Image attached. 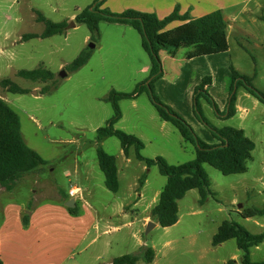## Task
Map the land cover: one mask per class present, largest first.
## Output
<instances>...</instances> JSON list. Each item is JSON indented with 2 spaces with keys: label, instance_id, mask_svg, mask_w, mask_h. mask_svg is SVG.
Instances as JSON below:
<instances>
[{
  "label": "rangeland",
  "instance_id": "1",
  "mask_svg": "<svg viewBox=\"0 0 264 264\" xmlns=\"http://www.w3.org/2000/svg\"><path fill=\"white\" fill-rule=\"evenodd\" d=\"M94 1L0 0V80L9 79L28 91L12 94L0 88V97L18 115L25 144L47 162L38 172L26 174L19 181L14 202L23 203L35 191L33 195L39 203L52 204L55 201L48 196L51 187L66 195L71 187L78 188L75 198L78 207L82 202L80 197L85 196V201L92 207L90 211H95L94 218L100 220V232L107 231L106 235L101 234V240L112 243L108 254L100 260L96 259L101 251L100 242L89 246L79 257L74 255L79 262L86 256L85 264H100L126 254L139 255L146 248H151L155 254L151 264H226L229 260L240 264L242 252L234 239L216 247L211 246V240L224 221L237 223L250 234L264 231V216L244 219L239 215L243 208H264V106L260 102L254 104L256 99L249 94V97H242L246 92L235 87V115L226 119L225 113L221 112L226 110L229 96L224 97L223 89L229 83L225 74L228 69L231 74L233 67L250 79L249 74L256 73L257 77L251 79V83L264 94V51L259 48L264 46V22H246L255 30L259 46L254 45L255 40L245 42L247 39L234 29L230 53L219 57L230 61L227 59L230 56V63L225 68L220 60L213 65L215 69L220 66L215 73L217 83L210 92L216 109L203 97H200L201 106L199 104L209 124L216 128H241L254 142L247 172L224 176L205 164L203 168L214 196H209L200 205L198 191L187 192L177 204L179 222L168 228L157 226L146 233L148 222L145 217L151 218L150 208L157 203L166 178L159 174L156 166L147 168L137 161L133 148L127 160L117 138L96 139V130L104 127L113 115L112 105L107 100L110 92L132 93L149 76L150 58L141 46L140 35L129 25L101 20L96 35L85 24H80L50 38L21 39L25 34L43 31L44 25L37 22L35 11L53 23L71 22ZM258 16L264 17V10ZM90 45L94 48L88 49ZM240 45L246 47V52L239 48ZM84 52H88L87 63L70 71L71 62ZM146 65L148 68L143 69ZM39 67L51 72L52 78L40 83L16 75L19 70ZM174 68L175 72L167 67L162 69L165 75L174 76L177 66ZM63 71L67 76L61 78ZM157 80L153 84L154 93L166 105L157 92ZM162 87L166 88L165 85ZM44 88L47 91L41 93ZM117 104L121 120L115 129L138 137L144 143V157L161 156L171 165L194 159L195 147L185 142L174 126L165 123V128H161L162 121L146 92L134 99L119 100ZM193 114V120H184L196 136L207 144L216 141ZM201 130L209 136L203 135ZM99 146L117 159L119 188L116 193L104 185V175L96 158ZM143 173L147 175L146 180L139 187L138 179ZM125 206H128L127 211ZM249 253L250 262L263 261L264 240L250 248Z\"/></svg>",
  "mask_w": 264,
  "mask_h": 264
},
{
  "label": "trees",
  "instance_id": "2",
  "mask_svg": "<svg viewBox=\"0 0 264 264\" xmlns=\"http://www.w3.org/2000/svg\"><path fill=\"white\" fill-rule=\"evenodd\" d=\"M106 0H95L93 5L83 9L73 21H61L53 23L41 13L35 11L37 22L43 23L44 29L40 34H25L22 41L41 38L46 39L59 35L74 28L76 25L85 24L92 34H97L98 23L101 20L109 23L129 25L134 28L141 38V46L150 58L151 67L149 76L143 83L136 86L132 93L110 92L107 100L111 103L113 115L107 120L104 127L96 130V139L100 141L106 137H115L120 143L121 150L128 156L131 147L134 148L135 158L143 162L147 168L156 166L161 176L166 178L155 206L151 210V218L162 228L175 225L178 221V201L191 190H197L200 196L199 204L202 205L209 196H214L210 189V182L203 166L209 165L224 176L237 175L247 172V162L252 159V151L255 149L254 142L245 135L242 129L231 126L216 128L209 124L201 113L197 95L201 92L216 109L215 103L203 89L210 78L203 79L202 83L195 88L193 95V110L197 119L210 131L217 143L210 145L199 139L191 126L175 113L170 107L163 104L154 93L153 84L161 77V62L159 52L170 50L163 40L162 33L172 22H186L184 26L174 33V45L187 42H198L211 47H217L216 36L223 35L226 23L222 12L215 10L199 18H191L188 14H178L175 8L168 16L160 19L154 13H142L135 10H125L121 13H113L100 7ZM89 60L88 52L78 55L70 64L69 70L76 71L84 66ZM231 70V87L225 118H231L235 114V87L242 86L251 96L264 105V94L258 91L251 79L240 75L233 68ZM16 75L31 82L43 83L52 78V73L41 67L33 70H19ZM0 88L12 94H25L28 91L20 88L9 79L0 80ZM47 88L41 90L45 93ZM146 92L151 104L155 107L161 120L172 124L182 138L195 147V158L191 161L178 165H170L166 160L157 156L146 158L141 154L144 148L143 142L121 130L115 129V124L120 120L121 113L117 102L122 99H134L141 93ZM97 164L104 175V185L110 192L116 193L119 188L117 177L116 158L106 153L100 146L96 148ZM47 162L34 150L29 148L22 139L18 115L0 97V188L11 192L26 174L36 173ZM143 173L138 179L139 187H142L146 179ZM76 208L68 209L75 213ZM239 215L244 219L264 216V208H243ZM24 224L27 220L23 219ZM234 239L237 248L242 252L240 264H264L252 263L249 260V250L256 247L264 240V231L260 234H250L243 227L234 222L224 221L217 228L211 240V246L216 247L228 240ZM155 257L151 248H146L141 254H126L116 257L111 264H139L143 262L151 264ZM226 264H236L229 260Z\"/></svg>",
  "mask_w": 264,
  "mask_h": 264
},
{
  "label": "crops",
  "instance_id": "3",
  "mask_svg": "<svg viewBox=\"0 0 264 264\" xmlns=\"http://www.w3.org/2000/svg\"><path fill=\"white\" fill-rule=\"evenodd\" d=\"M100 8L107 9L113 13H121L128 9L142 13H154L160 19L168 16L175 8L178 9V14H188L193 19L207 15L215 10L222 12L226 28L223 31V35L216 36L217 47H211L198 42H187L175 46L173 40L174 33L184 26L186 22H172L162 33L163 40L172 49L159 52L161 77L155 83L157 92L161 100L187 121L194 119L193 95L195 88L202 83L203 79L210 78L208 84L203 89L211 97L210 92L217 83L215 81V73L220 68L218 65L215 69L213 65L218 64L217 62L220 60L221 66L225 68L230 63V56L227 58L230 61H224L223 57H226L230 53V38L234 35V29H236V33L247 39L245 42H250V40L254 42V40L256 41V32L250 29L246 25V22L253 24L257 20L264 22V17L258 16V13L264 10V0H106L105 4ZM240 40L244 39L240 38ZM254 45L259 46L257 41L254 42ZM239 48L242 49L243 46L240 45ZM259 48L264 51V46L261 45ZM245 49L246 47L242 49L243 52H246ZM221 56L223 57L219 59ZM175 66H177L176 75L167 76L164 74L163 67H167L169 71L173 70L175 72ZM147 68L148 66L146 65L143 69ZM239 72L240 75H247L244 72ZM225 75L229 83L223 89L224 97L229 96L231 87L229 69ZM249 75L252 76V79L257 77L256 73ZM163 85L166 86L165 89L162 87ZM239 87L246 92L243 93L242 97H249L250 94L242 86H237L236 90ZM200 97L205 98L206 102L208 100L200 92L197 95V99L201 106ZM212 100L215 103L213 98ZM255 102L254 104H257L259 101L256 99ZM225 111L221 113L223 114ZM161 121V128H165V123L170 124L169 122ZM201 133L206 137L209 136L203 130H201ZM245 135L247 136L246 133ZM215 143L217 141L212 140L210 145ZM130 150L128 156L123 154L127 160L131 157ZM117 177L119 182L118 167ZM16 192L17 188H14L11 192L0 188V264H67L70 261L73 264H85L86 256L79 262L76 261L74 255L76 254L79 257L82 252H86L89 246L96 242H100L99 246L101 248L96 259H102L103 255L108 254L110 251L112 246L111 241L101 240V234L106 235L107 231L100 232V220L94 218L96 214L94 215L93 212L95 211H90L92 207L85 201V196L80 197L82 202L78 207L75 200L76 197L71 198L68 194L61 193L54 187H51L50 192H48L49 195L47 194L49 198L51 197V201H55L52 204L39 203L38 199H35L33 195L35 191L33 193L30 191L32 195L27 196L23 203H17L14 202L15 199L13 198ZM89 195L91 194L89 193ZM70 199H74L75 201V207H77L75 213H70L68 211L69 208L65 206V203ZM85 204L87 205L84 206ZM154 206L155 204L152 208ZM152 208H150V214ZM125 210H128V206H125ZM23 219L27 220V224H24ZM145 221L155 223L154 228L159 226L149 216L145 217ZM91 233H93L92 236ZM87 237L90 238L84 244ZM82 245L84 246L81 247ZM79 247L81 248L79 249ZM112 260L113 258H110L100 264H111Z\"/></svg>",
  "mask_w": 264,
  "mask_h": 264
},
{
  "label": "water",
  "instance_id": "4",
  "mask_svg": "<svg viewBox=\"0 0 264 264\" xmlns=\"http://www.w3.org/2000/svg\"><path fill=\"white\" fill-rule=\"evenodd\" d=\"M93 48H94V45H90V46L88 47V49H93ZM66 76H67V74H66L64 71L60 73V77H61V78H64V77H66ZM65 206H66L67 208H69V209H73V208L75 207V201H74V199H70L69 201H67V202L65 203ZM238 207H241V206H238ZM154 226H155V223H153L152 221H149V222L147 223L146 233H148L151 229H153Z\"/></svg>",
  "mask_w": 264,
  "mask_h": 264
},
{
  "label": "built area",
  "instance_id": "5",
  "mask_svg": "<svg viewBox=\"0 0 264 264\" xmlns=\"http://www.w3.org/2000/svg\"><path fill=\"white\" fill-rule=\"evenodd\" d=\"M78 193H79V189L76 188V187H71V188L69 189V191H68V195H69V197H71V198H75L76 195H78Z\"/></svg>",
  "mask_w": 264,
  "mask_h": 264
}]
</instances>
